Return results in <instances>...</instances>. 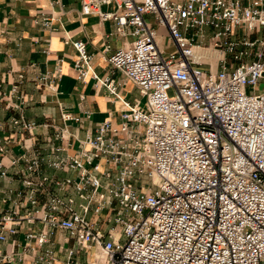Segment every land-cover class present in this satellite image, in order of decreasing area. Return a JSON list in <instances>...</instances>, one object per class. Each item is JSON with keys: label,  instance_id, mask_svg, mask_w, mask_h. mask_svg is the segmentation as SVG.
Listing matches in <instances>:
<instances>
[{"label": "built area", "instance_id": "2783aa9c", "mask_svg": "<svg viewBox=\"0 0 264 264\" xmlns=\"http://www.w3.org/2000/svg\"><path fill=\"white\" fill-rule=\"evenodd\" d=\"M81 5L131 37L108 61L147 101L124 98L120 82L93 70L87 43L71 41L77 79L93 78L123 110L85 138L69 131L80 118L68 111L62 125L10 117L22 152L0 141V176L16 169L22 187L1 199L0 244L11 248L0 263L264 264V0ZM53 20L39 18L46 28ZM157 27L169 30L168 53ZM28 71L56 90L60 69L42 74L32 63L19 81ZM42 128L54 132L42 138Z\"/></svg>", "mask_w": 264, "mask_h": 264}, {"label": "crops", "instance_id": "0c3cea01", "mask_svg": "<svg viewBox=\"0 0 264 264\" xmlns=\"http://www.w3.org/2000/svg\"><path fill=\"white\" fill-rule=\"evenodd\" d=\"M81 7V0H0V141L11 152H22L19 144L12 139L15 134L9 127V119L13 115L23 114L27 120L37 124L55 122L62 125V111L71 112L80 118L69 123V131L78 138H85L107 118L119 120L123 110L119 99L103 86L96 88L93 78H88L86 82L77 79L73 40L87 43L89 51L94 54L93 70L101 78L120 82V94L127 100L134 102L140 99L135 95H140L135 84L108 61L115 50L131 41V37L119 36L112 20L82 14ZM102 9L114 11L116 7L112 4ZM42 13L53 15L51 28L39 22ZM32 63L42 74L61 70L53 80L55 91L35 81L36 73L32 71L19 81L18 75ZM15 85L19 87L17 91H13ZM7 103L18 105V108L10 110L6 107ZM53 132L52 129L42 128L40 136L43 138ZM71 141L69 154L78 149V140L72 138ZM2 161L9 164V156H4ZM15 171L9 168L5 177L0 176V208L4 207L1 199L7 193L22 187ZM10 248V243L0 244V250ZM55 248L59 247L56 245ZM57 255L63 257L61 252ZM32 259L33 256H26L23 264H32ZM83 260L85 264L86 258L83 257Z\"/></svg>", "mask_w": 264, "mask_h": 264}, {"label": "rangeland", "instance_id": "374dc122", "mask_svg": "<svg viewBox=\"0 0 264 264\" xmlns=\"http://www.w3.org/2000/svg\"><path fill=\"white\" fill-rule=\"evenodd\" d=\"M147 19H148V21H151V22L154 21V19L151 17H148ZM157 32L159 35L164 37V39L162 41H163V44L165 45L166 52L167 53L170 52L173 49V44H172V40H169V38H168L169 30L167 28H164V27H157ZM242 34H244L243 30H242ZM256 36L257 35H253V36H251V38L254 39V38H256ZM261 87L264 88V82H262ZM169 93H170V95H175V90L172 89L169 91ZM135 95L141 99V103L144 106L146 104L147 99L145 97H142L141 94L139 95V93H137Z\"/></svg>", "mask_w": 264, "mask_h": 264}]
</instances>
